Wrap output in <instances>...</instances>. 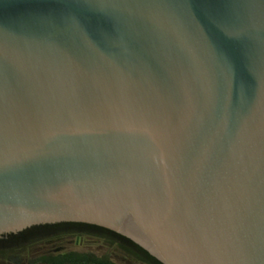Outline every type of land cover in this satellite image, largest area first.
Listing matches in <instances>:
<instances>
[{
  "label": "water",
  "instance_id": "water-1",
  "mask_svg": "<svg viewBox=\"0 0 264 264\" xmlns=\"http://www.w3.org/2000/svg\"><path fill=\"white\" fill-rule=\"evenodd\" d=\"M60 221L264 264V0H0V236Z\"/></svg>",
  "mask_w": 264,
  "mask_h": 264
},
{
  "label": "flooded vegetation",
  "instance_id": "flooded-vegetation-1",
  "mask_svg": "<svg viewBox=\"0 0 264 264\" xmlns=\"http://www.w3.org/2000/svg\"><path fill=\"white\" fill-rule=\"evenodd\" d=\"M106 229L85 222L60 221L4 234L0 236V264H36L35 261L40 260L50 264L63 257L75 261L92 254L102 257L105 254L100 248L106 246L113 247L114 254H122L126 260L134 261L132 264H155L148 257L139 255L137 248L114 234L115 231Z\"/></svg>",
  "mask_w": 264,
  "mask_h": 264
},
{
  "label": "trees",
  "instance_id": "trees-1",
  "mask_svg": "<svg viewBox=\"0 0 264 264\" xmlns=\"http://www.w3.org/2000/svg\"><path fill=\"white\" fill-rule=\"evenodd\" d=\"M106 230H108V229H106ZM111 232H113V231H111ZM113 233L116 234L117 236H119L120 238L124 239L125 241L131 243L134 247H136L137 250L139 251V252L137 251L139 255L141 254V255L148 257L155 264H162L161 261H159L153 255H151L147 250L142 248L140 245L134 243L131 239H129V238H127V237H125L119 233H115V232H113ZM35 263L36 264H44L41 260L37 261V262L35 261ZM50 264H120V263L115 262L114 260H112L107 255L101 257V256H96V255L92 254V255L86 256V258L80 257L79 259H77L75 261H67L66 257H63L56 262H53V263L51 262Z\"/></svg>",
  "mask_w": 264,
  "mask_h": 264
},
{
  "label": "rangeland",
  "instance_id": "rangeland-1",
  "mask_svg": "<svg viewBox=\"0 0 264 264\" xmlns=\"http://www.w3.org/2000/svg\"><path fill=\"white\" fill-rule=\"evenodd\" d=\"M100 249L103 254L107 255L108 257H110L112 260H114L117 263L132 264L131 262H134V261L130 262L129 258L126 260L124 258V255L122 254H119V255L114 254L115 251H113L114 249L111 246H106L105 248H100Z\"/></svg>",
  "mask_w": 264,
  "mask_h": 264
}]
</instances>
